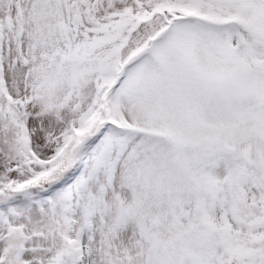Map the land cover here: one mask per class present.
Instances as JSON below:
<instances>
[{
  "label": "snow or ice",
  "instance_id": "obj_1",
  "mask_svg": "<svg viewBox=\"0 0 264 264\" xmlns=\"http://www.w3.org/2000/svg\"><path fill=\"white\" fill-rule=\"evenodd\" d=\"M0 264H264V0H0Z\"/></svg>",
  "mask_w": 264,
  "mask_h": 264
}]
</instances>
